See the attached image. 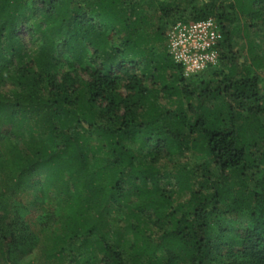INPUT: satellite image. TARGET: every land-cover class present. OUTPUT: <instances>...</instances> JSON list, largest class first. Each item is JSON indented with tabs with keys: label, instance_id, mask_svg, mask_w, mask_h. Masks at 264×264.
<instances>
[{
	"label": "trees",
	"instance_id": "trees-1",
	"mask_svg": "<svg viewBox=\"0 0 264 264\" xmlns=\"http://www.w3.org/2000/svg\"><path fill=\"white\" fill-rule=\"evenodd\" d=\"M179 1L155 0L160 17ZM138 4L0 0L2 264L40 245L11 197L42 173L56 194L47 264H264V55L249 61L236 48L241 22L264 23V0H188L173 20L219 22L223 65L207 67L221 75L214 125L203 112L208 85L193 84L171 53L155 60L167 23L154 26ZM22 30L33 31V46ZM192 146H203L217 173L201 163L197 187L186 166L176 168L179 190L191 195L172 204L159 162ZM235 214L245 217L237 228Z\"/></svg>",
	"mask_w": 264,
	"mask_h": 264
},
{
	"label": "rangeland",
	"instance_id": "rangeland-1",
	"mask_svg": "<svg viewBox=\"0 0 264 264\" xmlns=\"http://www.w3.org/2000/svg\"><path fill=\"white\" fill-rule=\"evenodd\" d=\"M126 1H134V0H126ZM150 0H139L138 7L140 4L139 12L147 13L150 15H154V17L150 20H152L154 23V26L159 24H162V29L165 28V23H167V30L165 33L161 35L164 42L161 45L156 44L158 47L157 55L154 53L155 60L158 55L162 53H169V46H168V28L173 23V20H175L179 14L182 12V9L184 5H188V0H181L180 7L173 11L170 15L167 16L165 13V18H161L160 14H163L159 11L160 4L158 5L155 3V0H151L152 2H149ZM172 1V0H171ZM174 1V0H173ZM200 3H204L205 0H197ZM149 2V3H148ZM154 2V5L152 4ZM219 2V0H217ZM151 3V4H150ZM168 4V1H167ZM251 1L247 2V4L244 6H250ZM209 16H215L214 14H210ZM240 30L237 36H236V48L241 50L242 57L245 59H248L249 61H253L254 57H257L259 55H264V23L259 22L257 25L250 26L248 30H244V24L241 22ZM162 30V31H163ZM244 30V32L242 31ZM243 32V33H242ZM21 34L26 38L28 45L33 46L34 40L32 34L33 31L30 30H22ZM252 40V41H251ZM162 40H160L161 42ZM250 41L252 44H250ZM163 49V50H162ZM172 57V56H170ZM154 60V61H155ZM262 64L259 68V72L262 74V88L264 91V59H262ZM219 68L223 65L222 60H220L218 63ZM214 67L205 68L204 70L194 74L193 76L189 77V79L194 82L193 84L197 85L199 89L202 87H205L208 85V94L205 96L206 99H204L205 109L203 110L204 115L207 118V122L210 125H214L218 122H220L219 113L218 110L221 111L219 106H221L222 99L220 96H216L215 91L213 90L218 84L219 80L221 78V75H216L214 72ZM82 70L79 69V72ZM156 72L155 77L157 79H161L162 81L165 79L163 75ZM84 74V72H83ZM86 75V74H85ZM12 86V84L8 83L4 85L5 89H9ZM169 97V95H167ZM178 98V97H177ZM166 100V99H164ZM179 97V101H181ZM185 100V98H184ZM193 103L197 105L198 100L196 98L193 99ZM161 104L166 105V101L161 102ZM187 106V103L185 104ZM210 106V107H207ZM177 111H180L182 108L177 104ZM155 108L152 107L149 111L146 112V116L150 115V117L154 116ZM188 112L191 114V110L188 109ZM177 114V113H176ZM155 117V116H154ZM177 119V117L175 118ZM178 122V121H177ZM176 122V123H177ZM175 120L173 122V126L176 124ZM162 125V120L161 123ZM176 127V126H175ZM195 135H197L195 133ZM193 144V142H191ZM190 146V144L188 143ZM194 145V144H193ZM203 146H192L190 149H188L183 156H179L178 153L174 155V157L171 158L167 157L162 159L159 162L160 170L162 173H158L160 177V183L161 186L166 187L167 189H170V194L173 201L172 204H175L177 200L180 198L183 201H188L191 195L190 189L183 190L182 192L179 190L178 187V181L175 178V173H177V169H182L184 166H186L185 171L186 173H191V176L193 180H195V183L197 184V187L199 186V178L194 173H204L201 172L202 169H200V164L204 163L208 166V169L214 171L213 173H217V167L215 166L214 162L210 158V156L207 154V152L202 149ZM264 148V144L261 143L259 146V150L261 151ZM171 152V151H170ZM185 164V165H183ZM201 170V171H200ZM183 171V170H181ZM251 172V170L249 171ZM2 176V173H0V178ZM215 174H211V179H215ZM198 182V183H197ZM210 182V181H209ZM49 193V194H48ZM51 193V194H50ZM54 196L55 190L51 187L46 188V178L45 174L37 175L34 179H32L30 182L25 184L22 189L17 191L15 194L11 197V203H13V208H16L17 211L21 212L23 219L28 221L31 226L34 228L39 235L40 239V245L36 247L33 251L28 253L26 256H24L19 264H47V261L45 259V256L43 254L44 247L46 246L47 242L49 241V237L51 235L49 227H47V224L54 225L53 217L55 219V210L53 211L52 206L54 205ZM15 215V213H14ZM234 219L229 223V225L233 228H237L241 222H243L244 215L235 214L233 215ZM119 223L124 224V221H120ZM157 232L159 234V228L157 226H154V232ZM160 239V238H159ZM69 256H66V262H68ZM0 264H2L1 258H0ZM52 264H60L56 261Z\"/></svg>",
	"mask_w": 264,
	"mask_h": 264
},
{
	"label": "built area",
	"instance_id": "built-area-1",
	"mask_svg": "<svg viewBox=\"0 0 264 264\" xmlns=\"http://www.w3.org/2000/svg\"><path fill=\"white\" fill-rule=\"evenodd\" d=\"M222 30L215 16L178 19L168 30V46L186 76L198 73L220 58Z\"/></svg>",
	"mask_w": 264,
	"mask_h": 264
}]
</instances>
